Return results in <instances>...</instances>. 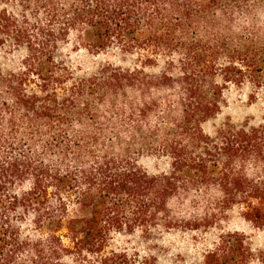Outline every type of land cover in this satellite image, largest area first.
Instances as JSON below:
<instances>
[{
    "label": "trees",
    "instance_id": "obj_1",
    "mask_svg": "<svg viewBox=\"0 0 264 264\" xmlns=\"http://www.w3.org/2000/svg\"><path fill=\"white\" fill-rule=\"evenodd\" d=\"M264 0H0V264H156L113 236L220 228L202 264H264ZM117 52L78 76L64 51ZM143 157L164 164L150 174Z\"/></svg>",
    "mask_w": 264,
    "mask_h": 264
},
{
    "label": "rangeland",
    "instance_id": "obj_2",
    "mask_svg": "<svg viewBox=\"0 0 264 264\" xmlns=\"http://www.w3.org/2000/svg\"><path fill=\"white\" fill-rule=\"evenodd\" d=\"M259 17L262 21L264 13ZM64 53L68 55V61L78 76L88 75L106 62L120 64L124 67H129L131 64L130 59H123L117 52L92 55L83 49L71 51L68 48ZM0 60L6 66H11L18 61V57L12 55L3 60L0 56ZM250 92L248 87L229 91L226 94L225 107L215 119L203 125L204 132L213 135L216 129L227 120L239 123L250 119L253 124L261 121L264 116V96L256 102H250L248 98ZM140 165L150 174L160 172L165 167L163 163L151 157L141 158ZM222 230L243 232L250 237L254 249L261 246V234L253 231L237 215L232 214L222 221L220 228H213L205 232L173 231L150 237H144L138 233L133 235L118 234L113 236L110 247L141 255H151L156 259V264H202V256L216 245ZM253 264L261 263L254 262Z\"/></svg>",
    "mask_w": 264,
    "mask_h": 264
}]
</instances>
